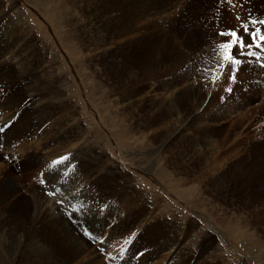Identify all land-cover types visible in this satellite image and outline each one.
<instances>
[{"label":"rangeland","instance_id":"374dc122","mask_svg":"<svg viewBox=\"0 0 264 264\" xmlns=\"http://www.w3.org/2000/svg\"><path fill=\"white\" fill-rule=\"evenodd\" d=\"M69 1L71 0L1 1L2 10L10 14L8 16L11 20L6 18L0 22V51H3L5 44L9 43V32H12L11 36H18L19 32H23L22 44L25 45V55L31 53L34 45L32 43H35L38 46L40 59L37 61L35 58L31 59L33 66L36 65L37 74L34 75L32 72L29 75L32 71L30 59L26 62L27 65L21 66L18 61L12 59V54L6 53L2 60L4 62L0 65H11V70H13L5 69L4 73L0 72V111H2L0 121L7 117L13 120L14 115L18 112L22 113L18 118L20 121L22 119L23 121L30 120V125H32L35 118L40 124V128L38 127L33 133L34 136L32 134V137L22 144L24 147L11 148L3 141V146H0V155L3 156V160L0 161V178L2 180L9 179L11 184L18 188L16 198L22 195L33 200L32 202L46 207L53 198L57 202L62 197L60 193L67 191L70 183L79 178L78 174L81 175L84 172L93 173L94 177L98 175V179L95 178L96 185L102 189L97 188L98 192L94 189V195L91 192L89 199L86 192L79 191L80 193H76L78 199L74 200V203L72 201L69 206L67 204L68 211L55 215L58 219L63 216L69 219L71 224L69 223L68 226V223H64L62 228L72 241L76 240V245L79 243L83 246L85 241L89 240V235H85L84 229H93L89 219L91 221L96 213L86 202L88 203L93 198L96 203L120 199V201H126L124 206L128 207L125 211L127 215H146L151 212L144 218H155L146 225L149 228L154 227L152 232L150 231L154 239L160 238L162 234L168 236L171 232H177L178 224H189L190 222L198 223V228L194 231L214 234L213 236L217 240L211 250L213 252L198 259L196 264H264V94L254 101H250V99L245 100L241 97L237 99V96H233V91H229L228 93L231 94L227 93V95L224 93L225 97H221L220 94L216 95L217 92L212 93L215 94L213 104L216 103V107L220 104V107H217L218 110L224 107L223 114L233 110L227 114V116L229 115L227 120L220 121V125L227 122L224 124L222 134L213 136L210 140L214 144L216 142L217 145L214 146L213 143H210L209 147L219 146L220 148L217 147L219 155L225 151L229 152L230 156L232 155V157L229 154L223 155L222 163L230 164L237 160L242 164L239 163V169L230 172L231 174L228 172L211 173L215 177L210 181V185L208 179L212 176L207 174L206 177L204 176L205 183H203L200 178L202 164L199 157L196 156L197 148H192L190 140H193L194 145L198 144L199 139L206 142L208 140L192 131L193 135L189 133V140L176 136L175 143L169 142L173 138L170 136L171 128L177 127L176 134L185 129L180 127L179 123L178 125L175 123V119L178 117V114L176 116L177 109L180 107L183 109L184 106L190 105L185 97H179L177 94L181 91L179 88L182 89V87L178 86L175 89L169 85L177 79L185 80L181 75L185 71L184 68L190 66L192 74L187 75L186 83L202 88H211L209 82L216 78V71L215 68L213 70L206 68L210 64L205 57L208 52H211V48L204 45L200 52L193 55L192 60L184 59L181 56L180 47L177 48L178 50L173 49L174 58L169 57L171 48L167 43L142 44L135 46L136 48L127 46V50L124 47L122 56H120L122 59L115 55H103V50L108 47V42L105 40L114 37L116 31L113 30L112 34L108 32L110 31L108 28L103 31L102 26L98 23L100 20L95 18V14L91 13L90 8H87L90 4L89 0H73V3ZM213 5L208 9L206 16L204 13L197 15L196 26L200 25L205 28L210 34L209 41L212 39L210 42L218 46L224 41H217L212 37L222 31L220 26L210 23L213 17H217L218 14L217 6ZM180 7H185L183 0L176 2L174 10H168L165 14L158 15L155 22L162 23L166 19L167 13L169 15L171 11L177 9L179 12ZM148 19L146 21L150 20ZM205 22L206 24H204ZM231 23L232 26H236L237 22L233 17ZM16 26L17 31L14 30ZM200 34L201 32H199ZM24 37H28L31 43L27 42ZM109 47L113 48L111 45ZM131 47H134L133 50ZM198 58L204 59V67L198 61L195 62ZM188 63L194 65H188ZM206 69L208 71H205ZM221 77L218 79L220 80ZM5 78H8L6 82H4ZM166 93L169 94L166 95ZM26 94L28 96H25ZM162 96L164 100L160 98ZM211 101L213 100L211 99ZM237 102H243L241 103L243 106H237ZM154 103L162 104L154 106ZM6 106H9L11 111L3 114L6 111L2 109H5ZM31 106L33 107L31 108ZM34 109L38 111L34 113ZM190 111L193 112L196 109L191 106L184 109L185 114ZM158 113L163 117L161 123L152 117L157 116ZM148 119L154 121H150V126H154L148 130L151 129L150 131L154 133V130L161 129L163 132L158 133L157 136L155 133L152 136H145L148 130L143 127V124ZM12 120L8 119L5 123H11ZM169 127L170 129H168ZM192 136L194 139H191ZM3 139L5 140V136L0 135L1 142ZM162 147L163 152L160 151ZM222 147L225 148V151H221ZM34 151L41 154V162L26 167L24 162ZM220 151L221 153H219ZM13 154H23V157L12 163L11 156ZM241 159L248 163L256 161L260 167L252 171L244 169L243 166L246 162L243 163ZM56 161H60V163L56 165L54 163ZM121 192H126L127 195L120 197ZM49 193L54 194L49 195ZM24 202L22 204L26 205ZM63 202L65 203V200ZM130 202H134L135 205L137 203V207L145 206L144 210H135ZM155 203H163L167 208L157 210V207L155 209L152 206ZM74 204L76 206L83 204L84 209L72 213ZM141 207L139 206V208ZM1 208H5V205H2ZM22 211L11 215L16 218V215L18 217ZM161 211L164 215L158 216L157 214L162 213ZM69 212L72 213L71 216ZM164 218L168 222L166 227L164 223L167 222ZM12 233L14 234L12 235ZM37 234L41 236L40 232ZM23 235L20 229H13L7 223L1 224L0 264H42L44 262L50 264L51 257L48 256L47 251H56L55 247L51 245L54 242L48 241L50 246L42 247L39 241L40 237L33 235L30 237L32 240L27 238L24 241ZM45 235L49 236L51 240L58 236L56 229H51V232H46ZM52 235L55 236L52 237ZM208 237L205 236V238ZM36 238L40 242L39 245L35 244ZM181 238L179 237V243L177 242L176 246L179 245L182 249L187 250L191 246L192 239L191 237L185 240L184 237ZM103 239L106 240L105 238L90 239V243L93 242L92 246L86 249L76 261L86 259L93 252L103 254L106 251L102 247ZM201 243L204 241L200 240ZM194 247H200V245ZM171 248L161 254L168 255L172 250L175 252L178 249ZM106 255L100 259L102 263L109 262ZM171 256L169 255L168 258ZM165 259L167 260L165 256L157 257L155 263L164 262Z\"/></svg>","mask_w":264,"mask_h":264},{"label":"bare ground","instance_id":"6f19581e","mask_svg":"<svg viewBox=\"0 0 264 264\" xmlns=\"http://www.w3.org/2000/svg\"><path fill=\"white\" fill-rule=\"evenodd\" d=\"M1 1H0V22L4 21V19H6V18L11 20L8 16L10 14L5 13V10H2ZM177 1L178 0H89L90 4H88L89 6L88 7L86 6V7L90 8L91 13L95 14V18L100 20L98 23L102 26L103 31H105V29L107 30V28L110 29V31H108L110 34L114 33L113 30L116 31L114 34L115 35L114 37L111 36L112 38L105 40L108 42L107 43L108 47H106L103 50V52H102L103 55H115V56L120 57V56H122L121 53H123V50H124L123 48L124 47L126 48L127 46H129V47L130 46H134V47L136 46L137 47V46L142 45V44H154V45L159 44L160 45L161 43H165V44L167 43V44H169V48H171L170 54H168V55H170L169 57L174 58L175 55L173 53V49L178 50L177 48L180 47L181 48V56H183L184 59L188 58V60H192L191 58H193V55L200 52L201 47H203L204 45H207L208 47L211 48V52L210 53L208 52L207 53L208 55L205 57H207V61L209 62L211 67L208 66L206 68L213 70L214 68H216L217 61L220 58L219 50H218L217 46H215L213 43L210 42L212 40L211 38H210L211 40L209 41V37H210L209 32L206 31L205 28L200 27V25H199V27L196 26V20L198 23V18H196L197 15H201V13H204V15L206 16L207 11L210 8V6H212L213 4L216 5L218 10L216 8H214V9L217 10L218 14H217V17H215V18L213 17L212 21L210 20L211 21L210 23L212 25L216 24V25L220 26L222 28L223 32H227L228 29H234V27L240 28L242 23H245L250 19V16H249L250 12H251L252 17L264 18V0H247V2H246V0H232L231 4H229L227 2L221 3V0H183L185 3V7H183V8L180 7L181 9L179 10V12L177 9L175 11H171V13L169 15L167 13L166 19H164V17L161 16L164 19L163 20L162 18H160L163 20L162 23H160V24L156 23L155 20H156L157 16L158 15L160 16L162 13L165 14V12H167L168 10H172L175 7ZM69 2L73 3V0H71ZM63 5L65 7V4H63ZM241 5H242V7H241ZM238 16L240 17L239 20L237 19ZM232 17L237 22L236 26H232V23H231ZM147 18H149L150 20L148 19L149 21H146ZM9 20H8V22H9ZM101 22H103V24H101ZM204 24H206V22ZM257 26L264 28V26H260V25H257ZM8 27L10 28V26H8ZM14 30L17 31V26L14 28ZM199 32H201L200 35H199ZM241 32H242V29H241ZM11 34H12V32H9V35H10L9 43H7L8 41L6 42L7 44L4 43L5 48L3 49V51H0V64L4 62L2 60L5 58L6 53L9 52L10 55L12 54V59L18 61V63L21 64V66L25 65L26 62H28L30 59V65H31L32 71L31 72L29 71L30 72L29 75H31L32 72H34V75H36L37 74L36 73V70H37L36 65L33 66L31 59L35 58L36 61H37V59H40V57L38 56L39 50H38L37 44L32 43L34 45L31 49V53L25 55V47H24L25 45L23 46V44H22V40H24L23 39V35H24L23 32H19L18 36L17 35L11 36ZM212 37H213V39L215 38L217 41L218 40L224 41V43L227 42V40L229 39L226 36L220 37L218 35V33L214 34V36H212ZM32 38H30V39H32ZM116 39H118V41H116ZM25 40L27 42L31 43V41L29 40L28 37L25 38ZM23 42H25V41H23ZM28 45H30V44H28ZM110 45L113 46V48L109 47ZM134 47H131L132 50ZM27 48H29V47H27ZM207 49H209V48H207ZM125 50H127V48ZM253 50H255V49H253ZM134 52H135V49H134ZM205 52H207V51H205ZM102 53H101V55H102ZM156 57H157V55H156ZM163 59H164V57H163ZM241 59H244V58L241 57ZM247 59L249 61L252 60L251 57H249ZM168 60L170 61V59H168ZM197 61L199 62V64L201 63L204 67V65H205L204 59L198 58L195 62L197 63ZM190 64H192V63H188V65H190ZM260 64H264V59H262L260 61V63L249 62V63L242 64L239 67V70L237 72V82H235V83L229 82V74L227 72H225L222 75L220 80L218 79V78H220V76L217 75V73H215L216 74L215 82H213L212 80L209 82L210 87L212 86L211 88H202L201 86L188 85L186 83L188 80L186 77H187V75L192 74L190 72V71H192V69L190 66L186 65L187 67L185 66L186 67V68H184L185 71L182 70L183 75H181L185 78V80L183 79V80L179 81V79H177L176 81L174 80L175 82L173 81L169 85L171 88H175V89H177L178 86L182 87V89L179 88L181 91L177 90V91H179V93H177V94L179 95V97H183V98L185 97L186 100H188V102H189L188 104H190L189 106L196 109V111H193V112L190 111V113L185 114L184 109L189 107V106H184L183 109H181V107H180V109L176 108L177 109L176 116L178 114V117L176 119L173 116L172 117L176 120L175 121V123H177L176 125H178V123H179L180 127L185 128V129H183L182 132H179L178 134H176L177 127L174 126L175 129L174 128L170 129V127H169L168 129H170V131L172 130L170 136L171 137L173 136V138H171V140L169 142L175 143L176 136L178 138L188 139L189 133L192 134V131L196 134H199V136L205 137V139L208 140V142H206L203 139L202 140L199 139V141H197L198 142L197 145L196 144L194 145L192 143L193 140H190V142L192 144V148L193 149L197 148V150H196L197 155L196 156L199 157V160L202 164V174H201L200 178L202 179L203 183H205L204 176L207 174L234 172L235 169L240 167L239 165L242 164L240 162H239L240 163L239 164L237 162V160H236V162H230V164L229 163L226 164L225 161L227 159L224 161L225 164L222 163V161H221L222 156L228 155L229 152H226L224 150L225 148L223 149V147H222L223 150H221V151H225V152L223 154L219 155L218 150H217V147L220 148L219 146H217L216 148L209 147L210 143L211 144L213 143V142H210L211 138L213 136L216 137V136L221 135L222 129L224 128V124L227 123V122H225V123L222 122L223 124L220 125V121L221 120L222 121L227 120L229 117V115L227 116V114L229 112L231 113V111L233 110V109L232 110L230 109L231 111H227V114L226 113L223 114V112H222V109L224 107L222 109L218 110L217 107H220V104L217 103L218 104L217 107L215 106L216 103L213 104L215 102L214 101V95L215 94L213 95L212 93L217 92L216 95L220 94V96L222 97V96H224V93H225V95H227V93L229 92V91H226V89L231 88V91H233L232 92L233 96H237L236 97L237 99H239V97H241L245 100L250 99V101H254L259 96L264 94V68L261 67ZM192 65H194V64H192ZM198 65H196V66H198ZM18 67H20V66H18ZM11 68H12L11 65H0V72L2 71V73H4L3 70L7 69V71H8V70H11ZM194 73H196V72H194ZM2 77H5V76H2ZM210 79H212V78H210ZM7 80H8V78H5L4 82H6ZM196 81H198V80H196ZM33 82H34V80H33ZM198 84H200V83H198ZM31 87H33V86H31ZM213 88H214V90H213ZM168 90L171 91V89H168ZM201 90H203V91H201ZM168 94L166 93V95H168ZM228 94H231V93H228ZM25 96H28V95L26 94ZM160 98L164 100L165 95H164V98H163V96ZM216 98H218V97H216ZM167 99H170V98H167ZM211 99L213 101H211ZM20 101H21V99H20ZM175 101H177V100H175ZM184 101H185V99H184ZM241 103H243V102H241ZM241 103L237 102V106L241 107V105H242ZM159 104L160 103H154V106H160L162 103L160 105ZM169 105H171V104H169ZM174 105H172V106H174ZM172 106H170V107H172ZM32 107L33 106H31V108ZM46 107H48V106H46ZM170 109L172 110V108H170ZM2 110L6 111L3 114H7V112L10 110V107L6 106V108L5 109L3 108ZM29 110H30V107H29ZM37 111L38 110H35V109L33 110L34 113H36ZM1 112L2 111H0V116H2ZM13 114H15V113H13ZM21 114L22 113L17 112V114L14 115L15 117L13 120L11 118L7 117V118L3 119L2 121H0V126H2V128L4 129L3 132H0V135L5 136V140L3 139L2 142L0 140V146H3V141H4V144L9 145L11 148L24 147L22 144L24 142H26V140L28 138L32 137V134L34 133V131L38 127L40 128V126H39L40 124L38 123L37 119H35V118H34V122L32 125H30V123H31L30 120L29 121H25V120L23 121V119H22V121H20L18 118ZM159 115H160V113L157 114V116H159ZM47 116H48V114H47ZM157 116L154 115L152 117H153V119L156 118L157 119L156 121L161 123L163 117H161V116L157 117ZM8 119L12 120V122L11 123H8V122L5 123L6 121H8ZM150 121H152V120L148 119V120L144 121L143 127H145L147 130H148V128H153V126H154V125L150 126ZM152 122H154V121H152ZM163 122H164V120H163ZM190 123H192V124H190ZM150 130H148L149 132L147 131L145 133V136H147V135L152 136V134H154V133L157 136L158 133L163 132L161 129H159L158 131L154 130V133H152ZM33 136H34V134H33ZM224 136H225V134H224ZM50 139H51V137H50ZM191 139H194V137L192 136ZM55 142H57V141H55ZM61 142L63 143V141H61ZM216 145L217 144L215 142L214 146H216ZM163 147L160 150L161 152H163V150H164ZM221 151L219 153H221ZM94 155H96V154H94ZM233 155H236V154H233ZM237 155H238V153H237ZM229 156H230V154H229ZM11 157H12L11 162L13 163V162H17L18 158L23 157V154H17V155L13 154V156H11ZM230 157H232V155ZM230 157H227V158L229 159ZM2 158H3V156L0 155V161L3 160ZM41 158H42L41 154L39 152L34 151L30 156L27 157V161H25L24 164H26V167L30 166V165H35L36 163L40 164ZM44 160H45V158H44ZM60 160H61V158H60ZM90 161H92V160H90ZM197 162H198V160H197ZM245 162L246 161H243V163H245ZM94 163L95 162H93V164ZM257 163H256V161L251 162V163L246 162L245 166H243V167H244V169H247V170L249 169V171H252L253 169L256 170V168L260 167V165L259 164L257 165ZM82 167H83V165H82ZM92 168H94V167H92ZM148 171H150V170H148ZM92 172H93V170H92ZM95 174H96V172H95ZM78 175H77V177H79V178L77 180L75 179L76 181H73L72 183H70L69 188L67 187V191L66 192L63 191L62 193H60V194H62V197L59 198L57 202L54 201V198H53V200H50L49 205L46 207H44L42 205H38L37 202L36 203L32 202L33 200L31 201L30 199L25 198L22 195H19L16 198L15 196L17 194L18 188L16 186H13L9 179L4 178V180H2L0 178V226L3 223H5V224L7 223L9 226H12L13 229H20V232H22V234H24L23 235L24 241L33 235H35L38 238L40 237L39 241L41 242L42 247L47 246V245L50 246L49 245L50 243L48 241L54 242L51 245L55 247L56 251H51V252L47 251L48 256L51 257L50 258V264H119V263H122V264H196V261L198 259H200L202 257H206L213 252L211 250H212V248H214L213 245H214L215 241L217 240V238H215V236H213L214 234L213 235L206 234L205 232H201L199 230L194 231L195 229L198 228L197 222H190L189 224L181 223L180 225L178 224L177 225V229H178L177 232H174V233L171 232L168 236L162 234V236L160 238L157 237L158 239L157 238L154 239L151 236L152 235L151 230L154 227L149 228L146 225H148L149 222H151V220L155 219V218H153V217H149L146 219L144 218V217H146L147 214H150L151 212L146 213V215L140 214V215H132L131 216V215H127L125 213L127 206L126 207L124 206V202H126V201L123 202V201H120V199H116L115 201H102V203H96L94 201V198H93L90 201L87 200L88 203L86 202V204L91 205L92 209H94V212L96 213V216L92 217V215H91V217H92L91 221H90L89 217H86L89 219L90 225H92V227H93V229H91V230L90 229L88 230L87 228L86 229L88 230V233L91 236H94L97 239L98 238H105L106 239V240L103 239L104 241L102 240L104 242L103 246L100 243V245L103 248H105L106 251L103 254H100L99 252L98 253L93 252L92 255H90L89 257H87V258L84 257L86 259L76 261L77 258L80 255H82V253L85 252L86 249H88L89 247L92 246L93 242L91 241L92 243H90V237L88 235H86V236H88L89 240L87 239L83 246L80 245L79 243H78L79 245L77 244L78 245L77 246L75 243L76 240H75V242L72 241L66 235L64 229L62 228V225L64 223H68V226H69V223H70L69 219L66 216H63L60 219H58V218H56L57 216H55V215H57L61 212H67L68 211L67 204L69 206L72 203V201L74 203V200L78 199L77 198L78 195L76 193H80L79 191L83 190L84 192H86L88 194V199H89L91 192L94 195L93 192H95V190H96V192H98L97 188L102 189V187H100L99 185H96L95 178L98 179V175L96 177H94L93 173L87 174L84 172L81 175L80 174H78ZM211 176H212V174H211ZM214 177H215V175H213L211 178L208 177L209 178L208 179L209 185H210V181H212V179ZM104 181L106 182V180H104ZM9 182L11 185L9 184ZM107 187H109V186H107ZM193 190L195 191L194 188H193ZM225 190H227V189H225ZM106 191H107V189H106ZM194 193H196V192H194ZM119 195H120V197H125V195H127V193L121 192ZM64 200H65V203L63 202ZM22 202L26 203V205L22 204ZM135 202H137V201H135ZM79 203H81V202H79ZM130 203H132V205L135 207V210H137V211L138 210H144L145 206L139 205V206H142L141 208H139V206L138 207L136 206L137 203H136V205L134 204V202H130ZM2 205H5V208L2 209L1 208ZM152 206L155 209L157 207V210H160V208H167L166 205L163 203H157V204L155 203ZM88 208H90V207H88ZM21 210H23V211L19 213V216L17 217V215H16V218H13V216H12V215H14L13 213H15L17 211H21ZM163 212L159 213L157 215L158 216L164 215ZM128 214H129V212H128ZM61 216H62V214H61ZM158 216H157V218H160ZM164 220H165V218H164ZM81 223H83V222H81ZM174 224L176 225V222ZM167 225H168V222L164 223L165 227ZM72 227H74V226H72ZM81 227H83V226H81ZM84 227H85V225H84ZM155 227H157V226H155ZM51 229L52 230L56 229V232L58 235L57 238H55V239L53 238L54 240L49 239V236L45 235L46 232H49V231L51 232ZM12 231H14V230H12ZM84 231H85V229H84ZM38 232L41 233V236L37 234ZM33 233H35V234H33ZM13 234L14 233H12V235ZM54 236L52 235V237H54ZM155 236H156V234H155ZM205 236H209V237L205 238ZM179 237H182V238L184 237V240L191 237V239H192L191 243H190L191 246H189V248L187 250L182 249L181 246H179V245L176 246V243L179 241ZM38 238L35 239L36 240L35 244L39 245L40 242L38 241ZM68 238H69V240H68ZM83 238H85V237H83ZM91 240H93V239H91ZM200 240L204 241V243L200 244ZM125 241H128V242L125 243ZM35 244H34V246H35ZM64 245L67 248V253L65 251ZM192 245H194V246L200 245V247H194ZM171 247H175L178 249L175 250V252L172 250V252H174L173 254H172V252L168 255L167 254H164V255L161 254V253L165 252L168 248H171ZM191 248H193V249H191ZM213 250L215 251V249H213ZM107 253H108V255H106ZM103 255H106V257L108 256L109 262L104 257L105 261H107L108 263H105V262L102 263V261H100V259L103 257ZM169 255H172V256L168 258ZM257 255H259V254H257ZM164 256L167 258V260L165 259L166 261H164V262L158 261L157 263H155V260L157 257L159 258V257H164ZM113 257H115L116 259L113 260L112 259ZM252 257H254V256H252ZM258 260H256V261H258ZM42 264H45V262Z\"/></svg>","mask_w":264,"mask_h":264},{"label":"snow or ice","instance_id":"6c2138e0","mask_svg":"<svg viewBox=\"0 0 264 264\" xmlns=\"http://www.w3.org/2000/svg\"><path fill=\"white\" fill-rule=\"evenodd\" d=\"M224 2L231 4L232 0H221V3ZM249 16L250 19L247 22L242 23L240 28L229 29L227 32L221 31L218 33L219 36H226L229 39L227 42L220 43L217 46L220 58L217 61L215 71L219 76H222L227 72L229 74L230 83L237 82V72L242 64L249 62L260 63V61L264 59V28L257 26H264V18L252 17L251 13H249ZM237 19L239 20L240 17L238 16ZM241 57L244 59H241ZM249 57L252 58L251 61L247 59ZM260 66L264 67V64H260ZM205 71L208 70L206 69ZM213 82H215V79H213ZM226 91H231V88L226 89ZM3 131L4 129L0 128V132ZM54 163L59 164L60 161ZM53 194L54 193H49V195ZM83 209V204L74 206L72 213L80 212ZM72 213H70V216ZM85 235H89L90 239H97L96 237L91 236L87 229H85ZM127 242L128 241H125V243ZM112 259L115 260L116 258L113 257Z\"/></svg>","mask_w":264,"mask_h":264}]
</instances>
